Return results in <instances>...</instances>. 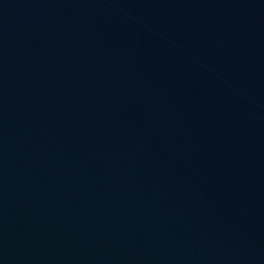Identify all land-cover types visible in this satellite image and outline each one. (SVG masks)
Returning <instances> with one entry per match:
<instances>
[{
	"label": "water",
	"instance_id": "95a60500",
	"mask_svg": "<svg viewBox=\"0 0 264 264\" xmlns=\"http://www.w3.org/2000/svg\"><path fill=\"white\" fill-rule=\"evenodd\" d=\"M0 264H264V0H0Z\"/></svg>",
	"mask_w": 264,
	"mask_h": 264
}]
</instances>
